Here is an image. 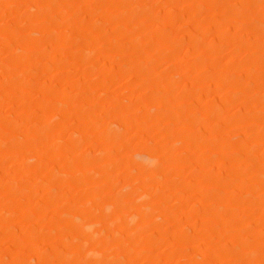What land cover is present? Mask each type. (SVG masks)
<instances>
[{
	"label": "rangeland",
	"instance_id": "obj_1",
	"mask_svg": "<svg viewBox=\"0 0 264 264\" xmlns=\"http://www.w3.org/2000/svg\"><path fill=\"white\" fill-rule=\"evenodd\" d=\"M0 264H264V0H0Z\"/></svg>",
	"mask_w": 264,
	"mask_h": 264
}]
</instances>
